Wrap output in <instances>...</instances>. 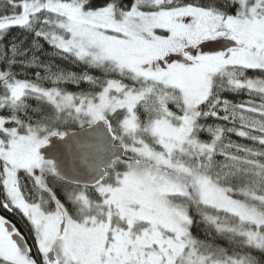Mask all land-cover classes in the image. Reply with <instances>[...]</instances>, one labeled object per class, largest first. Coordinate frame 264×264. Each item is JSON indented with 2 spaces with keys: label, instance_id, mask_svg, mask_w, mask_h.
<instances>
[{
  "label": "snow or ice",
  "instance_id": "1",
  "mask_svg": "<svg viewBox=\"0 0 264 264\" xmlns=\"http://www.w3.org/2000/svg\"><path fill=\"white\" fill-rule=\"evenodd\" d=\"M0 209V264H264V0H0Z\"/></svg>",
  "mask_w": 264,
  "mask_h": 264
},
{
  "label": "trees",
  "instance_id": "2",
  "mask_svg": "<svg viewBox=\"0 0 264 264\" xmlns=\"http://www.w3.org/2000/svg\"><path fill=\"white\" fill-rule=\"evenodd\" d=\"M20 35L21 34L19 32L13 33L14 37H20ZM69 70H71V71H82V69L75 67V66L71 67ZM229 98H232L231 94H230ZM236 99H239V97H236ZM0 214L6 215L9 219H12L14 223H17L18 227H21L25 233L27 232V229L23 227V221L20 219L19 216H14L12 213H5L3 209H0ZM197 232L200 234L201 237H203L202 228H194V234H196Z\"/></svg>",
  "mask_w": 264,
  "mask_h": 264
},
{
  "label": "rangeland",
  "instance_id": "3",
  "mask_svg": "<svg viewBox=\"0 0 264 264\" xmlns=\"http://www.w3.org/2000/svg\"><path fill=\"white\" fill-rule=\"evenodd\" d=\"M1 215V214H0Z\"/></svg>",
  "mask_w": 264,
  "mask_h": 264
}]
</instances>
